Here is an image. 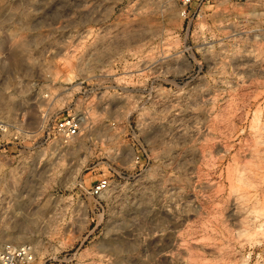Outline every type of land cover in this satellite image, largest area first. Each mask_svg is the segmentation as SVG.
<instances>
[{"label":"rangeland","instance_id":"1","mask_svg":"<svg viewBox=\"0 0 264 264\" xmlns=\"http://www.w3.org/2000/svg\"><path fill=\"white\" fill-rule=\"evenodd\" d=\"M51 102L81 133L0 146V250L264 264V0H0V121Z\"/></svg>","mask_w":264,"mask_h":264},{"label":"built area","instance_id":"2","mask_svg":"<svg viewBox=\"0 0 264 264\" xmlns=\"http://www.w3.org/2000/svg\"><path fill=\"white\" fill-rule=\"evenodd\" d=\"M181 4V16L187 17L188 9L193 0H178ZM48 99V95L45 96ZM48 102V100H46ZM66 108L53 110V103H46L41 112V125L38 130L31 131L18 123L0 121V146L7 142L16 146L30 141L33 145L43 147L53 140L59 141L63 146L69 145L81 133L83 122L73 114L66 113ZM136 163H140V157H136ZM112 187L109 177L100 179L92 188V198H100ZM36 261V253L30 245L5 244L0 250V264H33Z\"/></svg>","mask_w":264,"mask_h":264}]
</instances>
